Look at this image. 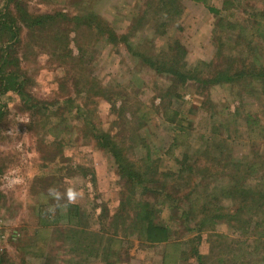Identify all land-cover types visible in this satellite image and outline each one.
I'll return each mask as SVG.
<instances>
[{
    "label": "rangeland",
    "instance_id": "374dc122",
    "mask_svg": "<svg viewBox=\"0 0 264 264\" xmlns=\"http://www.w3.org/2000/svg\"><path fill=\"white\" fill-rule=\"evenodd\" d=\"M20 8L59 22L33 27ZM0 20L13 24L0 29L4 264H264V213L253 209L241 226L228 217L232 189L264 201V78L207 87L166 74L173 60L200 79L262 73L264 0H0ZM98 25L130 45L110 43ZM10 73L40 111L2 90ZM91 122L146 187L127 185ZM141 204L169 242H147Z\"/></svg>",
    "mask_w": 264,
    "mask_h": 264
},
{
    "label": "trees",
    "instance_id": "16d2710c",
    "mask_svg": "<svg viewBox=\"0 0 264 264\" xmlns=\"http://www.w3.org/2000/svg\"><path fill=\"white\" fill-rule=\"evenodd\" d=\"M167 8V6H166ZM163 11V10H162ZM160 11V12H162ZM160 12L158 15H160ZM19 16L23 21H28L31 26H40L43 24L47 23H52L56 24L59 22V18L56 15H46V16H39V17H34L31 16L29 13H27L24 9H19ZM96 17L93 14H89L88 16L83 17L82 19L84 20V24L92 25L93 20ZM75 21V24L79 27L83 26L82 21L78 19V17L73 18ZM13 24L9 21H3L0 20V29H7L10 33H13ZM98 33L101 37H105L107 35V40L110 43H119L122 42L126 45H130L127 42V36H121L118 37L117 34L113 31L106 32L105 29L101 30L99 25L97 26ZM241 44V43H237ZM242 46V44H241ZM243 49H245L242 46ZM179 50H182L180 46H178ZM235 54H238L237 52H234ZM231 58V57H230ZM236 58L231 59V63H235ZM181 60V59H180ZM180 61H172L170 63V66L166 68V74H170L174 79H176L179 83H184L186 84L189 80H194L195 82H200V84H204L207 87L209 86H216V85H221L224 83H236L239 80H242L247 77H252L253 80H259L261 78H264V71L261 73V68L258 70L257 66L254 65L251 69H242V70H237V71H232V70H223L219 71L215 74V76L207 79H200L198 76H193L192 73L189 75L184 74L180 70ZM185 67V66H182ZM156 70L158 72H161L163 68H159L155 66ZM4 77H6V82H2L3 84V89L5 92H15L17 93L24 101L25 105L29 109H35V111H40L41 110V105L39 103L34 104L30 98L25 93L24 90V80L22 79L21 76H18L14 73L10 74H4ZM1 90V91H2ZM75 91H78L79 93V88H76ZM68 104L72 103V100H67ZM1 115V113H0ZM85 128L91 132L92 137L97 141V144L100 145L104 150H106L108 153L112 155V157L115 160V163L117 165V170L118 174L126 180L127 185L130 184L131 188L134 187H146L147 183H150V181L147 179L144 173L140 170L139 165H136L133 163L129 156L126 154L124 148L122 146H119L118 143L114 141V138L111 137L109 133H100L96 131V124L94 122L91 123H86L84 124ZM237 189V188H236ZM155 191V190H154ZM260 196L259 200L252 202V200L249 201L248 196L246 195V192L242 191H237L235 189H232L229 194L230 197L236 201L237 203L235 204V209L232 214H228L229 221L231 223H234V226H241L243 223L245 224L246 221L247 223L251 222V220L248 218V220L245 219V217L252 212L253 209L256 210V213H264V201L262 200L261 191H258ZM254 200V196H253ZM252 202V203H251ZM262 203V204H261ZM261 204V205H260ZM147 206V207H145ZM259 206V207H258ZM261 206V207H260ZM71 207V206H69ZM68 207V209H69ZM140 208V206L138 205ZM141 212L139 211L137 214L136 222L139 224L141 232L144 233L146 236L147 242L153 243V244H164L169 242L170 240V233L169 229L167 227L157 225L154 221V213L152 209L149 207V205H144L141 204L140 208ZM234 213V214H233ZM227 215V214H226ZM74 215L71 213L69 220L72 222ZM263 225V222L261 223ZM241 229H246V226L242 227ZM194 240H197L201 242L202 237L200 235L196 236ZM263 249H264V244H263ZM195 255L197 256L198 260L202 258V256L199 254L196 249L194 250ZM0 264H4V261L2 260L0 256Z\"/></svg>",
    "mask_w": 264,
    "mask_h": 264
},
{
    "label": "clouds",
    "instance_id": "9594fccd",
    "mask_svg": "<svg viewBox=\"0 0 264 264\" xmlns=\"http://www.w3.org/2000/svg\"><path fill=\"white\" fill-rule=\"evenodd\" d=\"M70 198H73L72 196H70Z\"/></svg>",
    "mask_w": 264,
    "mask_h": 264
}]
</instances>
